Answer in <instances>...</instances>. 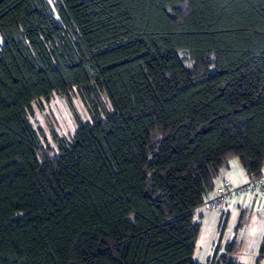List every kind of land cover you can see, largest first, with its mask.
I'll return each instance as SVG.
<instances>
[{"label":"trees","instance_id":"obj_1","mask_svg":"<svg viewBox=\"0 0 264 264\" xmlns=\"http://www.w3.org/2000/svg\"><path fill=\"white\" fill-rule=\"evenodd\" d=\"M73 87L90 120L43 147ZM231 155L262 175L264 0H0V264H201Z\"/></svg>","mask_w":264,"mask_h":264},{"label":"crops","instance_id":"obj_2","mask_svg":"<svg viewBox=\"0 0 264 264\" xmlns=\"http://www.w3.org/2000/svg\"><path fill=\"white\" fill-rule=\"evenodd\" d=\"M229 165L227 162L224 166L229 167ZM232 165L234 171L224 174V183L243 184L247 180L248 174L241 163L232 162ZM262 175L264 176V170H262ZM219 186L220 184L214 185V189L208 193L207 198ZM231 209H235V216L233 221L227 225L226 216ZM199 211L200 215L198 216H201L204 221L206 232L197 246L200 233L198 234L193 256L197 251L201 254L207 246V258L212 254L210 262L227 253L234 257L238 264H249V257L254 255L253 264H256L264 236V197L255 193H244L240 198L239 207L235 206L234 201H231L216 210L207 211L199 206L196 215ZM263 258L264 255L259 259V264H264Z\"/></svg>","mask_w":264,"mask_h":264},{"label":"rangeland","instance_id":"obj_3","mask_svg":"<svg viewBox=\"0 0 264 264\" xmlns=\"http://www.w3.org/2000/svg\"><path fill=\"white\" fill-rule=\"evenodd\" d=\"M48 1L51 5H53V0ZM180 56L183 58V54H180ZM184 63L187 65L188 61H184ZM32 108L33 114H28L30 124L33 126V128L38 129V127H41L44 131L47 142L40 139L42 146L46 147L48 144L55 151V143L50 134L51 130H54L58 137L69 140L77 125V118L83 121L90 120L88 107L76 87L71 88L66 93L52 92L48 100L42 99L39 100V102H33ZM232 162L240 164L238 157L236 155H231L228 159V164H230L229 167H220L219 172L214 179L215 186H218L219 184L221 186L224 183L225 180L223 177L226 172L233 173L234 168ZM262 170H264V165ZM202 206L203 204L201 207ZM202 208L204 209V207ZM198 215H200V211L196 215V220L200 223L199 233L202 232L200 238V240H202V237L206 232V226L201 216ZM211 258L212 254L208 255L207 258V246L204 248V251L201 254L197 251L193 256V260L200 261L201 264H209ZM254 259V255L250 256L248 263L253 264Z\"/></svg>","mask_w":264,"mask_h":264},{"label":"built area","instance_id":"obj_4","mask_svg":"<svg viewBox=\"0 0 264 264\" xmlns=\"http://www.w3.org/2000/svg\"><path fill=\"white\" fill-rule=\"evenodd\" d=\"M244 193H255L264 197V176L250 174L248 175L247 180L240 185L225 182L215 189L214 193L207 198L202 207L207 211L216 210L231 201H234L235 206L239 207L240 198ZM234 214L235 209H231L227 215V225L233 221ZM215 261L216 260H214V262Z\"/></svg>","mask_w":264,"mask_h":264},{"label":"bare ground","instance_id":"obj_5","mask_svg":"<svg viewBox=\"0 0 264 264\" xmlns=\"http://www.w3.org/2000/svg\"><path fill=\"white\" fill-rule=\"evenodd\" d=\"M201 235H202V232H200V234H199L198 241H197V246L200 244Z\"/></svg>","mask_w":264,"mask_h":264}]
</instances>
